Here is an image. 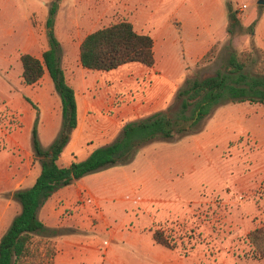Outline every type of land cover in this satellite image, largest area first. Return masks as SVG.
<instances>
[{
    "label": "rangeland",
    "instance_id": "1",
    "mask_svg": "<svg viewBox=\"0 0 264 264\" xmlns=\"http://www.w3.org/2000/svg\"><path fill=\"white\" fill-rule=\"evenodd\" d=\"M54 1L57 0H0V172L8 168L12 172L25 150L33 147L36 124L44 149L54 141L53 125L60 122L59 133L62 129L61 98L53 81L47 83L44 79L33 86L23 81L20 58L25 50L18 37L33 29L48 41L46 20ZM126 1L61 0L55 32L62 42L64 57L75 63L78 43L87 34L131 19L123 7ZM261 1L264 0L256 1L252 9L257 5L264 8ZM242 3L237 0L229 6ZM163 10L168 17L176 14L175 7ZM248 33L239 31L227 43L217 45L186 75L180 89L188 81L225 71L232 52L252 51ZM263 61L264 53L255 51L246 70L256 74ZM177 94L169 108L176 104ZM241 113L234 103L221 104L192 133L172 140H155L139 148L131 162L97 172L107 179L105 187L113 183L112 179L119 187L100 204L93 198L85 203L93 207L97 220L106 216L108 226L99 222V227L83 228L66 222L57 227L61 232L57 237L35 236L29 264H41L42 260L55 264L56 256L47 259L45 254L48 247L57 252V239L70 242L61 264H115L116 260L119 264H144L153 255L157 258L143 245L168 253L171 258L179 254L183 264H264L252 258L248 240L251 231L264 225V179L249 192L236 186L248 178H259L255 171L264 162V147L248 131L255 123ZM256 122L264 128V113ZM126 175L133 181L130 187ZM60 205L58 210L64 206ZM20 211V204L11 196H0V238ZM71 214L69 210L63 217ZM156 230L173 236L178 248L170 250L157 244L153 239ZM112 232L122 235L123 240L112 244ZM131 236L137 245L128 240ZM160 256L171 261L166 254Z\"/></svg>",
    "mask_w": 264,
    "mask_h": 264
},
{
    "label": "crops",
    "instance_id": "2",
    "mask_svg": "<svg viewBox=\"0 0 264 264\" xmlns=\"http://www.w3.org/2000/svg\"><path fill=\"white\" fill-rule=\"evenodd\" d=\"M236 1L127 0L123 3V7L131 14V19L127 21L133 24L138 33L148 34L154 40L155 65L152 68L132 63L109 72L91 71L81 65L79 55L76 62L72 63L63 54L62 67L68 83L76 93L78 126L71 134L60 164L70 165L72 162L87 159L94 150L114 142L127 122L167 110L186 75L213 48L229 41L228 6ZM256 1L258 0H242L243 3L236 7L233 5L232 10L241 20L242 33H250L248 29L254 26L253 31L248 33L249 45L252 50L264 53V8L262 5H257L252 9ZM244 6L247 7L244 9ZM174 7L176 14L168 17L163 9L170 10ZM235 34L238 35L239 30L235 31ZM18 37L25 54L42 58L43 53L48 49V41L33 29ZM84 38L78 43L79 51ZM49 77L47 73L42 80L45 79L49 83L51 81ZM235 105H238V110H242L241 114L245 119L255 123L249 126L248 131L258 140L260 146L264 147V128L256 122L260 113H264V105L249 102ZM59 128L60 122L59 125H53L52 140L57 138ZM18 161L12 172L9 168L5 170V173L4 170L0 172V196H10L18 190L27 189L29 188L27 185L33 186L39 177L41 165L34 155L33 147L25 150L24 157ZM255 174L259 178L253 181L248 178L236 186L248 192L258 187L264 179V162L258 164ZM101 175L97 173L83 177L59 190L51 198L52 201L47 202L41 209L40 219L50 228H57L66 222L83 228L85 226L99 227V222H104V226H108L106 216L101 215V219L97 220L93 207L80 202L81 196L83 194L85 196L86 193L100 204L103 200H108L104 197L119 190L116 179H112L113 183L105 187L104 181L107 179H103ZM126 181L130 187L133 181L128 175H126ZM60 204L64 206L58 210ZM69 210H72V214L63 217ZM123 238L116 232L109 234L112 244H118V241ZM128 240L132 242V245H137L132 236ZM140 243L138 241L141 246ZM69 245L70 242L67 239L56 240L55 264H61L67 255L66 248ZM143 248L152 250L157 255V258L155 255L151 256V260H146L144 264H183L179 254V257L171 258L170 254L149 249L146 245H143ZM160 254L170 256L171 261L163 259L164 257ZM115 264H119V261L116 260Z\"/></svg>",
    "mask_w": 264,
    "mask_h": 264
},
{
    "label": "trees",
    "instance_id": "3",
    "mask_svg": "<svg viewBox=\"0 0 264 264\" xmlns=\"http://www.w3.org/2000/svg\"><path fill=\"white\" fill-rule=\"evenodd\" d=\"M60 1H54L50 7L46 20L48 49L42 58L23 54L20 60L26 85L33 86L49 74L61 98L62 129L47 149L40 144L37 124L33 129V151L40 162L41 173L33 186L10 194L20 204L21 211L0 239V264H29L35 236L51 239L60 235V230L45 225L39 213L62 188L116 164L131 162L139 148L155 140H172L192 133L193 128L221 104L264 105V61L256 74H250L246 69L255 51L232 52L225 71L188 81L187 86L178 91L173 107L127 122L114 142L94 150L87 159L70 165L60 164L71 134L78 126L76 93L62 67L63 46L55 32ZM228 9L232 36L237 30L242 32L243 27L231 6ZM253 28L248 31L251 33ZM79 57L81 65L91 71L109 72L132 63L152 68L155 65L154 40L148 34L138 33L131 22L121 21L88 34L80 45ZM153 239L170 250L178 248L176 239L164 230L154 231ZM248 240L252 258L264 262V225L251 231ZM56 253L55 248L48 247L45 256L51 259ZM45 262L42 260L41 264Z\"/></svg>",
    "mask_w": 264,
    "mask_h": 264
},
{
    "label": "built area",
    "instance_id": "4",
    "mask_svg": "<svg viewBox=\"0 0 264 264\" xmlns=\"http://www.w3.org/2000/svg\"><path fill=\"white\" fill-rule=\"evenodd\" d=\"M247 6H244V9L246 8ZM93 199H92V197H90L88 194H86L85 196L83 195V196H81V201L80 202H82V203H88V202H90V201H92Z\"/></svg>",
    "mask_w": 264,
    "mask_h": 264
},
{
    "label": "water",
    "instance_id": "5",
    "mask_svg": "<svg viewBox=\"0 0 264 264\" xmlns=\"http://www.w3.org/2000/svg\"><path fill=\"white\" fill-rule=\"evenodd\" d=\"M259 4H264V1H261Z\"/></svg>",
    "mask_w": 264,
    "mask_h": 264
}]
</instances>
